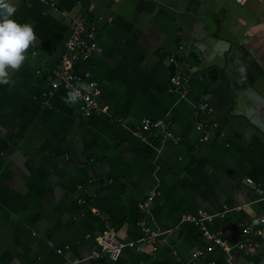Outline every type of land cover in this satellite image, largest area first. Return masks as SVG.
<instances>
[{"label": "crops", "instance_id": "0c3cea01", "mask_svg": "<svg viewBox=\"0 0 264 264\" xmlns=\"http://www.w3.org/2000/svg\"><path fill=\"white\" fill-rule=\"evenodd\" d=\"M204 1L0 0V264H174L199 248L200 264H264V239L254 254L236 247L243 225L263 227L264 198L244 180L264 188V146L210 124L202 86L172 84L178 64L192 65L188 35ZM213 1L253 82L239 74L249 108L264 91V0ZM78 18L100 43L75 66L100 87L88 116L65 90L42 99ZM143 118L164 119L178 140L137 135ZM222 211L207 226L224 231L228 252L180 222ZM138 221L160 233L156 242L90 257L109 227L139 238Z\"/></svg>", "mask_w": 264, "mask_h": 264}, {"label": "built area", "instance_id": "2783aa9c", "mask_svg": "<svg viewBox=\"0 0 264 264\" xmlns=\"http://www.w3.org/2000/svg\"><path fill=\"white\" fill-rule=\"evenodd\" d=\"M99 46L100 43L96 35L95 27L89 26L83 18L75 19L64 42L63 51L59 56L57 66L51 68L44 76L46 88L42 93V99H45L53 91L62 89L67 91L73 98L80 100L82 114L84 116H88L90 113L99 110L98 98L100 95V87L98 82L94 79L83 82V79H85L84 75L80 76L75 71L76 64L89 60L95 52L99 51ZM185 83H187V77L184 74H176L172 78L174 88H182ZM143 133L178 140L170 130L168 123L161 118L153 120L143 118L140 121L137 135L142 136ZM244 183L251 187L258 197L264 198V188L257 181L251 177H247ZM146 207L147 202L145 201L140 206V209L143 211ZM233 208L239 210L241 206ZM223 212L215 215L207 213L200 215L184 214L180 222L197 224L204 239L209 242V246H217L220 250L228 252L231 246L224 238V231L221 229L211 230L207 226L208 222L213 221L215 217L222 216ZM262 221L263 227H252L246 224L240 228L243 238L236 244L239 250L246 254H254L256 252L259 248V241L254 236L258 238L259 236H264V219ZM136 225L141 234L135 240H119L116 237L114 229L109 227L100 238V249L93 250L90 257L117 259L125 248L139 249L142 244L154 243L160 237L159 232L151 230L144 222L138 221ZM204 257L203 249L199 248L191 253L189 261H176L174 264H200ZM77 261H74L72 264H75Z\"/></svg>", "mask_w": 264, "mask_h": 264}, {"label": "water", "instance_id": "95a60500", "mask_svg": "<svg viewBox=\"0 0 264 264\" xmlns=\"http://www.w3.org/2000/svg\"><path fill=\"white\" fill-rule=\"evenodd\" d=\"M193 13L195 20L188 35L192 65H177L187 75L186 88L202 86L200 103L208 110L203 115L222 133H238L248 143L256 136L264 146V91L260 88L262 94H254L251 106L245 108L243 97L251 89L246 87L242 92L239 74L248 84L253 82L243 73V67L238 69L242 60L236 58L239 43L235 35L215 11L213 0H205Z\"/></svg>", "mask_w": 264, "mask_h": 264}, {"label": "trees", "instance_id": "16d2710c", "mask_svg": "<svg viewBox=\"0 0 264 264\" xmlns=\"http://www.w3.org/2000/svg\"><path fill=\"white\" fill-rule=\"evenodd\" d=\"M242 234V233H241ZM255 239H257L258 241H261V239H259L257 236H254Z\"/></svg>", "mask_w": 264, "mask_h": 264}]
</instances>
